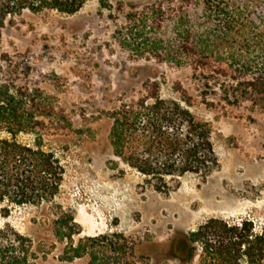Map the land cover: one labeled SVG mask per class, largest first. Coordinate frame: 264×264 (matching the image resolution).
Returning a JSON list of instances; mask_svg holds the SVG:
<instances>
[{
  "label": "rangeland",
  "instance_id": "rangeland-1",
  "mask_svg": "<svg viewBox=\"0 0 264 264\" xmlns=\"http://www.w3.org/2000/svg\"><path fill=\"white\" fill-rule=\"evenodd\" d=\"M170 1L90 0L71 16L26 12L1 32L0 79L39 90L72 124L64 123L65 131L45 143L66 169L57 203L72 211L81 227L75 243L98 238L88 241L96 260L86 256L66 262L64 246L57 244L46 264H125L109 251V242L117 239L113 235L128 243L132 264H199L198 257L189 260L182 239L211 219L249 221L257 234L264 232V105L249 97L229 106L218 84L206 95L190 69L137 57L122 45L131 12L166 7ZM151 82L159 84L162 99L181 103L212 126L219 160L207 178H168L169 192L156 191L117 157L110 140L112 113L135 105ZM19 139L30 143L35 137L22 134ZM39 218L34 208L16 209L5 218L0 206L1 227L8 223L37 243L54 242ZM30 255L31 262L37 259Z\"/></svg>",
  "mask_w": 264,
  "mask_h": 264
},
{
  "label": "trees",
  "instance_id": "trees-1",
  "mask_svg": "<svg viewBox=\"0 0 264 264\" xmlns=\"http://www.w3.org/2000/svg\"><path fill=\"white\" fill-rule=\"evenodd\" d=\"M90 0H0V38L7 24L26 12L63 15L79 13ZM102 5H105L102 2ZM146 12H131L124 48L137 57L190 69L208 91L218 84L229 106L249 97L264 105V0H171ZM221 81V82H220ZM151 82L135 105L112 113L110 140L114 153L139 172L158 192H169V179L187 174L207 178L219 167L212 126L190 110L159 95ZM183 97L190 105V98ZM206 101V100H205ZM72 124L39 90L18 87L0 79V206L8 218L16 209L40 211L54 242H35L8 223L0 226V264H46L57 244L62 259H97L95 247L80 239L75 214L57 203L66 169L61 157L46 148L48 137ZM22 134L34 142H23ZM35 219L36 221H38ZM109 251L129 262V246L117 235ZM103 239H108L103 236ZM189 260L199 264H264V232L257 234L249 221L229 223L211 219L185 234ZM123 241V242H121ZM37 257L30 261V253ZM247 258V263L241 259ZM251 260V261H250Z\"/></svg>",
  "mask_w": 264,
  "mask_h": 264
}]
</instances>
